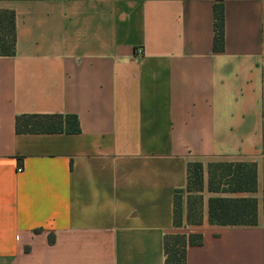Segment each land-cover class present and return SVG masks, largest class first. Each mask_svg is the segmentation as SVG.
Segmentation results:
<instances>
[{
  "label": "crops",
  "instance_id": "crops-1",
  "mask_svg": "<svg viewBox=\"0 0 264 264\" xmlns=\"http://www.w3.org/2000/svg\"><path fill=\"white\" fill-rule=\"evenodd\" d=\"M214 3L0 0L16 27L0 56V264H165L168 234L201 236L185 264H264V0H223L222 52ZM20 115H73L80 132L17 134ZM215 162L255 163L257 191L208 192ZM213 196L254 197L256 225H210Z\"/></svg>",
  "mask_w": 264,
  "mask_h": 264
},
{
  "label": "trees",
  "instance_id": "trees-1",
  "mask_svg": "<svg viewBox=\"0 0 264 264\" xmlns=\"http://www.w3.org/2000/svg\"><path fill=\"white\" fill-rule=\"evenodd\" d=\"M213 31V50L214 52H222L224 49L223 0H215L213 6ZM15 48L16 27L14 11L0 9V56H14ZM15 131L17 134H77L80 132V128L76 116L73 115H20L15 119ZM207 174V190L210 193L253 194L257 191V169L255 163H210L207 167ZM202 189V164L199 162L189 163L186 168V191L194 194L201 192ZM181 193L182 191H176L174 195V227L181 225ZM257 214L258 204L254 197L213 196L208 200L207 216L210 225L254 226L257 223ZM188 221L200 224L198 216L193 214L188 216ZM201 242V236L196 234L165 235L163 239L164 263L185 264L187 247L200 245Z\"/></svg>",
  "mask_w": 264,
  "mask_h": 264
},
{
  "label": "built area",
  "instance_id": "built-area-1",
  "mask_svg": "<svg viewBox=\"0 0 264 264\" xmlns=\"http://www.w3.org/2000/svg\"><path fill=\"white\" fill-rule=\"evenodd\" d=\"M141 54H142V49H140V48L137 49V50H136V55H141ZM17 171H18V172H21L22 169L20 168V169H18Z\"/></svg>",
  "mask_w": 264,
  "mask_h": 264
}]
</instances>
